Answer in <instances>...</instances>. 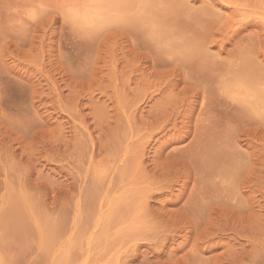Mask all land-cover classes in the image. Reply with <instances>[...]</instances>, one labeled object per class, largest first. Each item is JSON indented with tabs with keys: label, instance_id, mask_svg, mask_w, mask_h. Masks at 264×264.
Segmentation results:
<instances>
[{
	"label": "rangeland",
	"instance_id": "374dc122",
	"mask_svg": "<svg viewBox=\"0 0 264 264\" xmlns=\"http://www.w3.org/2000/svg\"><path fill=\"white\" fill-rule=\"evenodd\" d=\"M237 11L264 0H0V264L264 262V30L225 40Z\"/></svg>",
	"mask_w": 264,
	"mask_h": 264
},
{
	"label": "snow or ice",
	"instance_id": "6c2138e0",
	"mask_svg": "<svg viewBox=\"0 0 264 264\" xmlns=\"http://www.w3.org/2000/svg\"><path fill=\"white\" fill-rule=\"evenodd\" d=\"M222 7H226L228 12H231L233 9L240 10L247 7L246 4L243 3H235V4H228V5H221ZM239 15V19L234 21L233 23L229 24L228 28L225 30L224 39L231 41H234L237 37L240 36L241 32H246L249 28H259L261 30H264V15H261L259 17L257 16H249L247 14H243L239 11L236 13ZM63 15V14H62ZM226 13L221 14V19H224L226 16ZM33 18H35L33 16ZM66 21H71L73 25L75 26L76 17H68L65 16ZM228 20H231V16H227ZM256 21H259V23H254ZM239 29V31H237ZM171 59V57H169ZM260 59L262 62H264V50L261 52ZM221 63H227V61H221ZM2 69H0V75H3ZM19 84V82H17ZM22 86V85H21ZM239 84L235 81H229L228 78L225 75L220 76V82L217 85V87L221 91V95L227 96L230 100H232L234 103L238 102V98L234 93V88L238 87ZM261 91L264 93V81L261 82ZM201 93L200 95H202ZM257 116L259 119L264 120V111H261L257 113ZM189 241L188 243H190ZM136 243H140V241H137ZM146 244H154L156 247L159 246V241H144ZM174 243V242H172ZM187 244H185V247ZM183 250L182 248L180 249ZM128 260L127 264H147V260L142 259V253L137 249L136 244H133L130 246V248L127 250L126 253ZM264 264V262H262Z\"/></svg>",
	"mask_w": 264,
	"mask_h": 264
}]
</instances>
